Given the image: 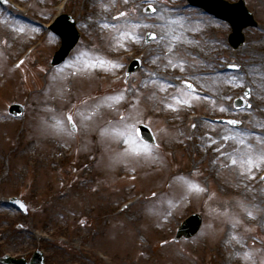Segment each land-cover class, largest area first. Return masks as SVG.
Instances as JSON below:
<instances>
[{"label": "rangeland", "instance_id": "obj_1", "mask_svg": "<svg viewBox=\"0 0 264 264\" xmlns=\"http://www.w3.org/2000/svg\"><path fill=\"white\" fill-rule=\"evenodd\" d=\"M9 1L0 6V254L31 258L42 250L46 264H264V219H255L263 210L249 208L234 184L242 178L264 207V164L251 173L240 167L247 143L256 149L257 137L264 139V76L246 74L248 63L264 67V0H246L260 29L246 30V46L237 51L227 23L185 0H157L153 14L144 12L145 0H72L65 12L75 15L82 38L58 68L51 60L61 40L44 28L61 11L58 0ZM147 31L157 34L151 44ZM136 56L143 69L125 80ZM101 58L119 67L88 66ZM229 65L239 69L230 72ZM212 67L235 81L230 94L217 98ZM161 69L172 78L157 77ZM184 80L201 89L199 99ZM248 86L252 108L235 111L232 101ZM15 102L26 105L23 119L8 113ZM199 111L239 116L244 126L201 121ZM58 120L67 131L49 127ZM141 123L158 139L151 156L136 133ZM193 181L206 191L190 189ZM14 196L28 204V215L7 205ZM193 213L203 217L200 233L174 242Z\"/></svg>", "mask_w": 264, "mask_h": 264}, {"label": "water", "instance_id": "obj_2", "mask_svg": "<svg viewBox=\"0 0 264 264\" xmlns=\"http://www.w3.org/2000/svg\"><path fill=\"white\" fill-rule=\"evenodd\" d=\"M193 5L202 6L210 13L215 14L219 18L227 20L232 28L233 34L230 36V42L235 49H238L245 43V36L243 30L249 26H257L254 20L253 14L246 7L245 0L235 4H230L224 0H191ZM150 11V10H149ZM53 29L63 38L62 48L56 53L53 59V65L62 63L73 48L76 46L79 40V33L76 31L75 22L68 16H63L61 20L53 26ZM154 39L152 34H148L147 41L150 42ZM136 61L131 67L129 74L135 72L139 65ZM248 89L246 95L250 97ZM238 108L249 107V104L240 98L236 102ZM11 114L15 116H24L25 108L21 105L15 104L10 108ZM72 128L76 130L74 124H71ZM139 135L147 142L155 143L156 139L152 130L146 125H140L138 128ZM12 203L19 209L26 212V206L23 202L13 199ZM202 225V218L198 215L190 217L179 229L177 240L182 236L190 238L197 234ZM6 264H27L24 260L15 261L9 257L2 259ZM45 258L41 252H38L34 260L30 264H44Z\"/></svg>", "mask_w": 264, "mask_h": 264}, {"label": "snow or ice", "instance_id": "obj_3", "mask_svg": "<svg viewBox=\"0 0 264 264\" xmlns=\"http://www.w3.org/2000/svg\"><path fill=\"white\" fill-rule=\"evenodd\" d=\"M149 7L152 9L153 12L156 11V9L153 6L150 5ZM119 15L120 16H125L127 14L126 13H120ZM177 22L178 21H173V23H177ZM182 26L183 25L181 23V27ZM131 27L134 29V28L138 27V25H135L134 24ZM20 31L23 32V29H21ZM121 35H124V36H126L128 38H131L133 40H135L137 38L133 31H125V32L121 33ZM152 35H153V37H155L156 34L153 33ZM172 39L179 40V37L178 36H173ZM169 50L171 51V49H169ZM184 63H185V61L183 59H181L180 60V64L183 65ZM105 64L112 65L113 67H119V65L115 64V62L110 61V60H106V59H103V58H101L98 61H92V62H90V64L88 66L93 67V68L94 67H97V66L103 67ZM173 66H175V65H173ZM232 67L239 68V65H232ZM185 83L188 84L189 87H192V85H191V83L189 81H185ZM249 94H251V90H249ZM118 99L123 100L124 99L123 95H118ZM182 103H184V104H190V101L184 100V101H182ZM168 107L169 108H172L173 105L172 104H169ZM249 107H250V105H249ZM67 119L72 124L75 123L73 121V118H72L71 115H69L67 117ZM229 123L230 124H233V125H236V124H239L240 121L231 120V121H229ZM49 127L54 128V129H56L58 131H67V127L65 126L64 121H62V120H58L55 124L49 125ZM130 127H131L132 131H135V127H136L135 124L131 125ZM262 127H264V125H262ZM69 134H71V133H69ZM239 135L241 137L239 139V143L241 145L246 144V141L244 139V136L246 135V131H241L239 133ZM224 139H229V137H224ZM257 140L260 141L261 147H258L256 149H254V147H253V145L251 143H247V148L249 150V154L246 155L243 158V162L240 164V167L246 173H251L254 168H258V167L261 166V164H264V139H261L260 137H257ZM128 142L131 143V144H133V145H135V140H133L131 138L129 139ZM156 147H158V145ZM143 150H144V153H146L149 156H151L152 153H153V148L150 147L147 144H144L143 145ZM134 151H135V153L137 155L140 154V148H134ZM231 163L233 165H236L238 163V160L236 158H233L231 160ZM189 188L190 189H193V190L206 191V189H204L203 186H201L198 182H195V181L189 183ZM248 215L249 216H252L253 214L251 212H248ZM238 255H239V253H238ZM243 258L244 259H250L251 258V252L250 251L244 252Z\"/></svg>", "mask_w": 264, "mask_h": 264}, {"label": "bare ground", "instance_id": "obj_4", "mask_svg": "<svg viewBox=\"0 0 264 264\" xmlns=\"http://www.w3.org/2000/svg\"><path fill=\"white\" fill-rule=\"evenodd\" d=\"M22 9V8H21ZM208 42V41H207ZM217 53L215 54H208L207 59L211 60L215 57ZM223 73H221L219 70L215 69L214 67L211 68L210 70V78H211V84H212V88L215 92V94H217V98L221 97L222 95H227L230 94V83H235V81L233 79H229L226 77V75H222ZM246 74L251 76H264V67L262 65H259L255 62H251L246 64ZM157 76H161L162 78H167L170 79L171 76L169 75L168 71H163V69L160 70L159 73L156 74ZM226 78V79H224ZM245 79V78H242ZM242 79H240V81H242ZM225 84L224 87L222 86L221 88L218 86V84ZM215 96V97H216ZM197 146H201V144H196ZM244 145H239V149H243ZM230 154V153H229ZM226 181H224L225 183ZM234 183V182H233ZM235 185H238L239 188H241L243 190V192L247 195V200H248V207L252 208V209H256V210H263V214H260L258 216H256L255 219H259L262 218L264 219V207L260 205V198L259 196H254V195H249V192L244 189L246 188V182L242 179V178H236V182L234 183ZM248 188V187H247Z\"/></svg>", "mask_w": 264, "mask_h": 264}]
</instances>
